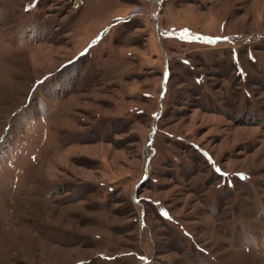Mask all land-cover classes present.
Segmentation results:
<instances>
[{
  "label": "rangeland",
  "instance_id": "1",
  "mask_svg": "<svg viewBox=\"0 0 264 264\" xmlns=\"http://www.w3.org/2000/svg\"><path fill=\"white\" fill-rule=\"evenodd\" d=\"M0 138V264H264V0H0Z\"/></svg>",
  "mask_w": 264,
  "mask_h": 264
},
{
  "label": "built area",
  "instance_id": "2",
  "mask_svg": "<svg viewBox=\"0 0 264 264\" xmlns=\"http://www.w3.org/2000/svg\"><path fill=\"white\" fill-rule=\"evenodd\" d=\"M142 15V9L141 7H136L131 13V17L141 16Z\"/></svg>",
  "mask_w": 264,
  "mask_h": 264
},
{
  "label": "snow or ice",
  "instance_id": "3",
  "mask_svg": "<svg viewBox=\"0 0 264 264\" xmlns=\"http://www.w3.org/2000/svg\"><path fill=\"white\" fill-rule=\"evenodd\" d=\"M0 139H2V138H0Z\"/></svg>",
  "mask_w": 264,
  "mask_h": 264
}]
</instances>
